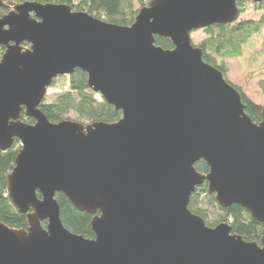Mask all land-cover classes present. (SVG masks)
Instances as JSON below:
<instances>
[{"label": "water", "instance_id": "obj_1", "mask_svg": "<svg viewBox=\"0 0 264 264\" xmlns=\"http://www.w3.org/2000/svg\"><path fill=\"white\" fill-rule=\"evenodd\" d=\"M236 1L153 0L129 27L56 3L2 15L0 150L21 146L7 190L28 226L0 223V264H264V238L245 242L188 210L206 182L221 208L240 206L264 223V108L253 124L190 40L238 21ZM76 70L120 120L48 122L39 110L47 89ZM56 194L92 216L93 239L64 229Z\"/></svg>", "mask_w": 264, "mask_h": 264}, {"label": "trees", "instance_id": "obj_2", "mask_svg": "<svg viewBox=\"0 0 264 264\" xmlns=\"http://www.w3.org/2000/svg\"><path fill=\"white\" fill-rule=\"evenodd\" d=\"M5 8L0 9L2 15L12 11L14 6L24 2H37L40 4L52 3L67 5L74 12H84L101 20L107 24L129 27L143 7L148 6L153 0H0ZM245 2L248 0H237L236 6L240 14L247 11ZM252 9L256 11L264 10V3H252ZM201 38L194 42L190 35L192 46L199 49L202 60L226 76V69L223 59H241L243 56V45L252 39L253 35L262 34L264 36V11L258 18L243 19L228 25H215L202 29ZM154 42L162 49H172L171 41L154 38ZM22 47H28L23 44ZM5 49L0 48V57ZM241 96V102L245 105L244 113L247 114L253 124L261 121L264 107L252 102L240 88L227 81ZM53 92L50 94L49 89ZM50 123H61L62 121H73L78 123L93 124L106 123L113 124L120 120L121 112L116 111L104 99L91 91L87 87L86 75L80 70H76L69 76H59L52 81L47 89V94L39 106ZM21 122L33 124V120L27 118L24 113L20 117ZM21 150L19 142L14 141L12 147L7 151L0 150V223L9 229H26L28 226L27 216L20 214L14 208L11 200L8 199L7 177L14 169V163ZM200 175L208 173L207 165L199 162L194 166ZM59 209L60 220L64 229L69 230L74 235L82 236L84 239H93L94 234L90 228L92 216L79 212L73 208L69 200L61 195L55 196ZM188 210L191 214L202 219L204 224L210 228H216L220 224L231 227V233L240 236L245 242H254L258 245L264 238V223L256 222L250 213L240 206H231L227 209L221 208L215 202V196L209 195L207 183L195 188L194 194L190 197ZM44 222L42 226L44 227Z\"/></svg>", "mask_w": 264, "mask_h": 264}, {"label": "rangeland", "instance_id": "obj_3", "mask_svg": "<svg viewBox=\"0 0 264 264\" xmlns=\"http://www.w3.org/2000/svg\"><path fill=\"white\" fill-rule=\"evenodd\" d=\"M247 11L240 18H258L262 11L253 10L252 3L245 2ZM239 18V19H240ZM201 30L191 34L194 42L201 38ZM241 59H223L227 71L225 78L236 85L254 103L264 107V36L256 34L242 47ZM52 94L53 89H49Z\"/></svg>", "mask_w": 264, "mask_h": 264}, {"label": "flooded vegetation", "instance_id": "obj_4", "mask_svg": "<svg viewBox=\"0 0 264 264\" xmlns=\"http://www.w3.org/2000/svg\"><path fill=\"white\" fill-rule=\"evenodd\" d=\"M28 45V44H27ZM26 48H28V47H26ZM2 49H4V48H2ZM5 51V50H4Z\"/></svg>", "mask_w": 264, "mask_h": 264}]
</instances>
